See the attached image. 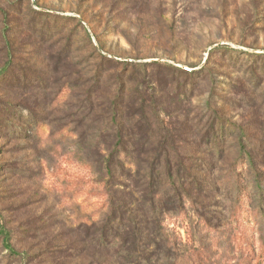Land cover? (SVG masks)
Segmentation results:
<instances>
[{
  "label": "rangeland",
  "instance_id": "1",
  "mask_svg": "<svg viewBox=\"0 0 264 264\" xmlns=\"http://www.w3.org/2000/svg\"><path fill=\"white\" fill-rule=\"evenodd\" d=\"M3 68L0 264H264V0H0Z\"/></svg>",
  "mask_w": 264,
  "mask_h": 264
},
{
  "label": "trees",
  "instance_id": "2",
  "mask_svg": "<svg viewBox=\"0 0 264 264\" xmlns=\"http://www.w3.org/2000/svg\"><path fill=\"white\" fill-rule=\"evenodd\" d=\"M5 73V68L3 69H0V76L3 75ZM39 131V129H37ZM121 153V152H119ZM247 160H250V156L248 155ZM239 187H241V184H239ZM259 191L262 193V188L259 187L258 188ZM103 191L104 192H100V195H105L103 197H106V198H109V192L107 190V187H104L103 188ZM261 198V201L264 203V197H260ZM245 199H246V194L245 192H240V191H237V194H236V205L234 207V210H233V215L235 217V220L237 221V225L238 227L241 229V235H245L246 233V228L243 227V218H242V212L244 209H242L244 207V203H245ZM251 217L253 218V221L256 219V214L255 212H252L251 213ZM0 238L2 240V249L5 251V253H8L10 254L11 256H20V255H23V254H19L17 252H15L12 247H11V237H10V233L4 228V226L1 224L0 222ZM247 241V240H246ZM249 247L252 245L250 240H249Z\"/></svg>",
  "mask_w": 264,
  "mask_h": 264
},
{
  "label": "clouds",
  "instance_id": "3",
  "mask_svg": "<svg viewBox=\"0 0 264 264\" xmlns=\"http://www.w3.org/2000/svg\"><path fill=\"white\" fill-rule=\"evenodd\" d=\"M45 183H46V184H50L51 181H50V180H45Z\"/></svg>",
  "mask_w": 264,
  "mask_h": 264
}]
</instances>
